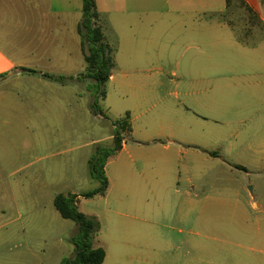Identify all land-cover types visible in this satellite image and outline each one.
Instances as JSON below:
<instances>
[{"label": "rangeland", "instance_id": "374dc122", "mask_svg": "<svg viewBox=\"0 0 264 264\" xmlns=\"http://www.w3.org/2000/svg\"><path fill=\"white\" fill-rule=\"evenodd\" d=\"M94 1L115 61L98 113L95 81L84 76L89 52L82 36L81 57L67 56L69 44L66 56L54 60L58 72L48 76L60 83L15 70L0 77V264L75 257L78 226L62 218L54 200L101 188L89 162L98 148L114 147L113 122L127 112L133 132L125 151L107 163L106 194L77 201L101 223L94 247L106 250L103 264H208L217 252L209 251L213 242L200 214L233 210L238 200L249 212L264 209V191L251 195L260 183L256 173L237 168L264 157L250 147L239 123L245 108L237 105L255 96L264 115L250 72L264 66V29L244 27L264 17V0H249L258 16L238 0L227 9L226 0ZM50 3L55 12L72 14L70 21L83 17V0ZM9 7L2 0L3 11ZM133 13L168 24L148 37L154 48L138 59L125 51ZM255 126L251 137L264 122ZM181 212L192 213L187 221L199 228L186 226Z\"/></svg>", "mask_w": 264, "mask_h": 264}, {"label": "crops", "instance_id": "0c3cea01", "mask_svg": "<svg viewBox=\"0 0 264 264\" xmlns=\"http://www.w3.org/2000/svg\"><path fill=\"white\" fill-rule=\"evenodd\" d=\"M244 2V8L247 11L249 9L253 14L259 15L249 0H244ZM8 3L10 4L9 9L3 11L2 0H0V77L15 70V74L25 73V77L40 74L48 81L60 83L58 77L47 76L49 73L58 72L54 60L60 59V56H66L65 49L69 44H72L73 50L67 56L71 57L76 54L78 57L82 56V37L78 32L82 17L78 15V24L72 28L70 23H77L70 21L72 14L55 12L50 0H8ZM228 7L229 4L226 0V9ZM78 13L80 14V12ZM131 15L134 16L136 22L131 27V41L127 42L128 39L125 36V51L131 54L132 58L138 59L142 53L145 56L147 52H150V49L154 48L153 43L149 44L151 40L148 37L154 36L155 33L160 34L163 32V27L168 24L166 21H160L158 24L156 21L141 19L139 13ZM140 24H144L146 28L142 29ZM228 25L235 29V25L231 24V21H228ZM244 27L264 29V17L259 15L257 19H248ZM255 49L263 48L254 47ZM63 68L62 66L60 71H63ZM70 72L74 71L70 70ZM250 72L257 77L251 85L257 86L260 91L258 102L264 106V66L250 70ZM21 77L24 78V76ZM21 77L17 76L16 80L18 81ZM71 83H75L74 78ZM255 98V96L250 98L251 102L247 104L248 107L245 106V99L237 101L239 108H245L239 113V123L246 127L243 132L251 142L250 147L258 151L257 153L264 154V127L256 137L250 136L251 132L256 131L254 128H257L258 125L255 126V124L264 122V115L258 114L261 111L255 109V105L252 103V99ZM126 144L125 141L120 152L125 151ZM237 168L256 173L260 183L255 184L251 193L253 197L257 188L260 189V193L264 191V157L253 159L245 166L241 165ZM242 206V202L238 200L233 210L200 214L199 218L204 220L200 224L208 227L206 239L213 242H207V244H212L209 251L217 252V258L208 261V264H264V209L249 212L242 209ZM191 215L190 212H181L180 214L181 219H186L185 225L193 231L194 228H199V225L187 221Z\"/></svg>", "mask_w": 264, "mask_h": 264}, {"label": "trees", "instance_id": "16d2710c", "mask_svg": "<svg viewBox=\"0 0 264 264\" xmlns=\"http://www.w3.org/2000/svg\"><path fill=\"white\" fill-rule=\"evenodd\" d=\"M232 1L234 0H227L229 5ZM238 1L245 6L244 0ZM248 11L251 12L249 9ZM97 19L95 1L83 0V17L79 26V33L83 37L84 45L88 46L89 53L85 54L88 72L84 76L95 81L94 86L97 89V95L92 108L96 113L99 109V100L106 98L105 86L115 67L113 51L106 43L104 28L99 25ZM113 126L115 127L114 147L98 148L93 160L89 162L90 176L100 182L101 188L98 191H89L83 195L59 194L54 200L55 208L62 218L71 220L78 226V232L72 238V243L76 248L75 257L63 259L60 264H103L105 262L106 250L103 247H94V239L101 231V223L96 217L81 212L77 201L80 197L93 198L98 193L105 195L109 188L106 165L111 158L120 153L126 138L132 133L131 114L127 112L125 117L113 122Z\"/></svg>", "mask_w": 264, "mask_h": 264}]
</instances>
